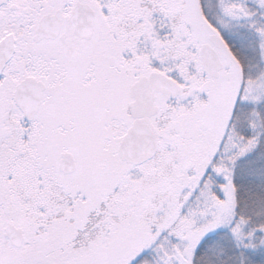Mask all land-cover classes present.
<instances>
[{
    "label": "snow or ice",
    "instance_id": "6c2138e0",
    "mask_svg": "<svg viewBox=\"0 0 264 264\" xmlns=\"http://www.w3.org/2000/svg\"><path fill=\"white\" fill-rule=\"evenodd\" d=\"M0 264H264V0H0Z\"/></svg>",
    "mask_w": 264,
    "mask_h": 264
}]
</instances>
